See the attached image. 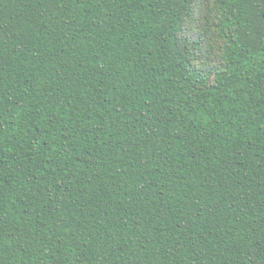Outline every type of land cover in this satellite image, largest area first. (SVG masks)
<instances>
[{"label":"trees","instance_id":"16d2710c","mask_svg":"<svg viewBox=\"0 0 264 264\" xmlns=\"http://www.w3.org/2000/svg\"><path fill=\"white\" fill-rule=\"evenodd\" d=\"M0 264H264V2L0 0Z\"/></svg>","mask_w":264,"mask_h":264},{"label":"snow or ice","instance_id":"6c2138e0","mask_svg":"<svg viewBox=\"0 0 264 264\" xmlns=\"http://www.w3.org/2000/svg\"><path fill=\"white\" fill-rule=\"evenodd\" d=\"M262 2H264V0H262ZM208 4H209V5L211 4V0H208Z\"/></svg>","mask_w":264,"mask_h":264}]
</instances>
